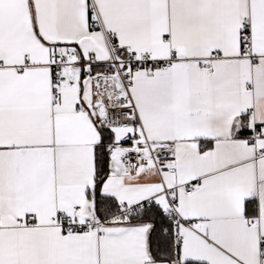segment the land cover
<instances>
[{
  "label": "snow or ice",
  "instance_id": "1",
  "mask_svg": "<svg viewBox=\"0 0 264 264\" xmlns=\"http://www.w3.org/2000/svg\"><path fill=\"white\" fill-rule=\"evenodd\" d=\"M0 264H264V0H0Z\"/></svg>",
  "mask_w": 264,
  "mask_h": 264
}]
</instances>
